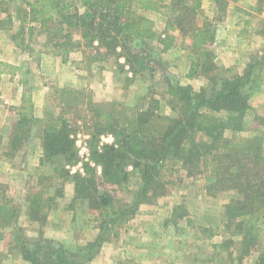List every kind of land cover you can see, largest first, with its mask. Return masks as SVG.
<instances>
[{
  "label": "trees",
  "instance_id": "trees-1",
  "mask_svg": "<svg viewBox=\"0 0 264 264\" xmlns=\"http://www.w3.org/2000/svg\"><path fill=\"white\" fill-rule=\"evenodd\" d=\"M223 1L215 0V3L218 6ZM158 4L160 0H33L28 3V15L41 25L52 23L47 33H51L50 39L59 48L54 54L61 55L63 61L75 50H80L90 61L116 55L123 58L130 72L140 73L154 70L155 65H160V59L152 57L148 47V40L155 35L153 21L138 10H156ZM161 6L166 18L165 31H177L182 39L189 37L190 46L195 48L196 59L187 77L204 74L208 82L205 87L194 91L190 85L167 82L166 94L170 96L174 115L160 114L159 100L149 97L143 106L136 107L129 123L118 104L83 99L79 118L84 121L89 137V157L82 162V171L74 173L65 168L79 160L72 137L73 125L61 114L50 111L46 118L35 117L28 96L26 111L20 113L11 126L5 156L11 157L23 149L32 128L40 125V164L53 157L62 158L60 177L73 184V199L85 201L90 212L95 211L104 225L128 220L140 204L153 203L163 196L162 174L168 166L179 164L189 177L199 180L209 196L234 192L235 195L222 204L225 228H233L229 231L231 236H240V255L248 254L257 241V225L264 223V156L260 134L238 133L244 129L250 108L243 89L249 85L258 61L251 58L241 72L214 63V54L209 48L214 30L207 22L196 23L201 0H170ZM72 28L80 30L81 40L77 43L70 38ZM159 40L163 52L170 47L174 35L165 33ZM0 67V72L23 74V63L15 66L0 61ZM21 82L25 86L27 81L21 77ZM67 93L72 97L81 92L49 91L45 107L51 102L62 114L72 112L73 108L77 111L69 103V96L65 97ZM142 98L145 100V96ZM256 119L258 125L264 126L263 117ZM106 134H110L113 141L100 144V136ZM129 167L139 173L142 185L133 202L122 203L115 199L112 191L102 190L99 185L120 186ZM25 199L28 220L43 226L52 198L45 201L43 192L32 191ZM14 216L12 206L0 203L3 225H9ZM183 216L184 212H176L173 222ZM99 241L96 238L79 248V252L84 251L80 256L61 243L41 236L39 242L22 244L20 254L30 264H87L96 253ZM74 256L77 258L71 259ZM255 264H264V252L258 255Z\"/></svg>",
  "mask_w": 264,
  "mask_h": 264
},
{
  "label": "rangeland",
  "instance_id": "rangeland-1",
  "mask_svg": "<svg viewBox=\"0 0 264 264\" xmlns=\"http://www.w3.org/2000/svg\"><path fill=\"white\" fill-rule=\"evenodd\" d=\"M32 1L0 0V25L3 27H0V57L9 60L23 59L26 67L20 76L26 81L31 80V83L32 80L45 82L50 87L48 93L61 89L81 92L72 97L70 93L65 95L66 98L69 96V103L77 110L73 111V108L72 112L66 114H62L59 107L52 106L51 102L44 106L48 94L45 92L38 116L46 118V113L50 111L68 119L75 130L72 137L76 151L78 142L84 137H87V145L89 144L84 121L79 118L82 115L79 109L83 99L118 104L124 109L125 121L129 123L134 118L136 107L143 106L149 97L159 100L160 114L174 115L169 104L170 96L166 94L167 82L190 85L194 91H199L208 83L206 76L201 73L187 77L190 65L196 59L195 48L190 46L191 39H182L177 31H165L166 18L161 4H168L170 0H160L161 4L157 5L156 10H138L153 21L155 35L148 40V47L152 57L160 59V65H155L154 70L140 73L130 72L123 58L116 55L90 61L83 57L80 50H75L63 61L61 55L52 54V51L59 49L54 40L50 39L51 33H47L52 23L41 25L30 19L28 3ZM78 11H81L80 7ZM203 22L209 23L214 30V39L209 48L212 49L213 61L217 66L241 72L251 58L258 61L249 85L243 89V93L248 96L250 108L245 116L244 129L238 134H260L264 156V126L258 125L256 119L258 116L264 118V60L261 58L264 57V0H224L218 6L215 0H201L196 23L202 25ZM69 33L75 43L81 40L78 28L70 29ZM165 33L174 35V40L167 50L161 52L162 44L159 39ZM223 45L228 48L219 50ZM43 53L56 58L55 63L60 59L64 63L82 57L78 73L71 75H77L81 81L83 78L82 84L85 87L58 86L56 79H45L46 74H41L42 70L35 68L39 66ZM121 59L123 62H120ZM65 67L60 65L61 71ZM106 68L112 71L108 72ZM98 75L101 80H105V84L110 82L116 89L111 98L99 99L95 96ZM27 97L25 95L22 98V105H28ZM76 97L80 100L75 99ZM41 129L40 125L32 128L27 144L32 142L33 147L40 144L41 148ZM1 131L5 132L4 129ZM25 147L27 145L13 156L0 160V203H8L14 208L15 214L9 225H3L0 220V264H30L21 257L20 247L33 241L39 242L41 236L61 243L70 252L81 256L84 251L79 252V248L93 241L88 238L94 229L98 231L96 238L100 239L94 256L103 255L105 258L98 264H255L258 255L264 252V223H259L255 229V247L248 254L240 255V236L230 235L229 231L233 228H225L222 213V204L234 196V192L209 196L200 186L199 180L189 177L179 164L168 166L169 169L162 172L165 184L163 196L156 198L153 203L140 204L128 220L104 225L95 211L90 212L85 201L73 199V184L60 177L62 158L53 157L40 164L41 153L36 161L38 148H32L28 152ZM75 165H65V168L69 173H74L79 171ZM11 175L16 182L14 185L8 180ZM141 185L139 173L129 167L120 186L102 183L99 187L112 191L115 199L122 203H131ZM32 191L43 192L45 201L52 198V202L49 200L52 204L48 209L46 222L41 227L27 218L25 197ZM180 211L184 212V216L174 223V216ZM140 242L145 243L143 248L148 246V252H144L150 255L143 263L138 260L136 252L137 243Z\"/></svg>",
  "mask_w": 264,
  "mask_h": 264
},
{
  "label": "crops",
  "instance_id": "crops-1",
  "mask_svg": "<svg viewBox=\"0 0 264 264\" xmlns=\"http://www.w3.org/2000/svg\"><path fill=\"white\" fill-rule=\"evenodd\" d=\"M1 29H3V27ZM226 47L227 46L223 45L222 48H220L219 50L224 49ZM223 53L225 55V52ZM52 54H54V51H52ZM41 56L42 57H41L39 66H36L35 68L36 70L39 69V71L41 69L42 70L41 74H46L45 79L47 80L56 79L55 81L57 82L56 84L58 86H72V87L73 86L75 87L84 86L85 87V84H82L84 83L83 78L81 81V79L78 78L77 75L73 77L71 75V74L78 73L77 68L82 66V57H78L76 59H73L71 61L69 60L64 63L60 59V61L58 60V62L55 63L56 61L54 62V60H57V59L53 58L51 54L43 53ZM0 61L15 65V66L23 63V70L26 67V65H24L23 59L14 58L12 60H9V59L0 57ZM120 62H123L122 59L120 60ZM65 64H67L68 66L65 67ZM60 65L62 67H65L64 71H61ZM106 69L108 72L112 71L109 68H106ZM97 81L98 82L95 86L96 87L95 96L99 99L100 98L102 99L111 98L112 94H114L116 90V89L114 90L113 84L110 82L105 84V80H101V77L99 75H98ZM99 81L101 83H99ZM48 90H50V87H48V84H46L45 82L42 83L41 81H38V80H35V81L32 80V83H31V80H29L26 82L25 86H23L21 82L20 74L18 73L9 74L7 72H0V160L5 159L6 157L5 150L7 149V146H6L7 139L10 135L9 133H10L12 124L19 117L20 113L25 112L27 109V105L21 104L22 98H24L23 95H25L26 93V95L29 96V102L33 106L32 113L35 117H38L40 116V112L42 110L45 92L47 94ZM48 94L45 98V101L47 100ZM40 97H41V102H39ZM2 129H4L5 131L4 133L3 131H1ZM25 148L27 149L28 152H30L32 148H35V149L38 148L37 160H36L38 161L40 157V153H41L40 144H38L37 146L35 145V147H33V143L29 142V144H27V147ZM8 180L10 181L12 185L16 183L14 179L12 178V175L8 177ZM139 230L141 229L139 228ZM97 234H98V231L94 229L91 237H89L88 240H95V238L97 237ZM137 244L138 246L136 248V252L139 255L138 260H140L143 263L146 257H150V255H147L148 246L144 247L146 248L144 249L143 246H145L144 245L145 243L140 242ZM144 250H146L147 252H144ZM103 258H104L103 255H96L89 262V264H98L99 261L102 262Z\"/></svg>",
  "mask_w": 264,
  "mask_h": 264
},
{
  "label": "built area",
  "instance_id": "built-area-1",
  "mask_svg": "<svg viewBox=\"0 0 264 264\" xmlns=\"http://www.w3.org/2000/svg\"><path fill=\"white\" fill-rule=\"evenodd\" d=\"M86 138L84 137L77 144V155H78V159L79 160H78V162L76 163L75 166L77 167V169L80 172L82 171V168H81L82 162L83 161H88V157H89V149H88L87 139ZM99 140H100V142H99L100 144H102V143H111L113 141V137L110 134L101 135ZM71 170H72V168H71Z\"/></svg>",
  "mask_w": 264,
  "mask_h": 264
}]
</instances>
